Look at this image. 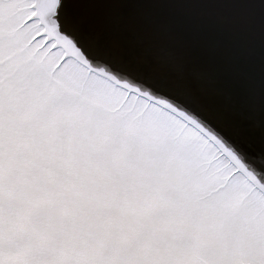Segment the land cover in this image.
<instances>
[{
    "label": "snow or ice",
    "instance_id": "obj_1",
    "mask_svg": "<svg viewBox=\"0 0 264 264\" xmlns=\"http://www.w3.org/2000/svg\"><path fill=\"white\" fill-rule=\"evenodd\" d=\"M0 264H264V0H0Z\"/></svg>",
    "mask_w": 264,
    "mask_h": 264
}]
</instances>
